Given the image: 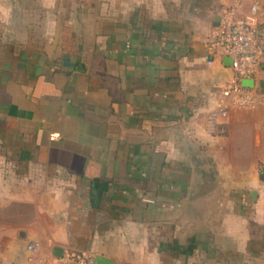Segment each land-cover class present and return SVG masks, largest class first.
<instances>
[{
  "label": "crops",
  "instance_id": "crops-1",
  "mask_svg": "<svg viewBox=\"0 0 264 264\" xmlns=\"http://www.w3.org/2000/svg\"><path fill=\"white\" fill-rule=\"evenodd\" d=\"M226 12L261 102L210 121ZM65 253L264 264V0H0V264Z\"/></svg>",
  "mask_w": 264,
  "mask_h": 264
},
{
  "label": "built area",
  "instance_id": "built-area-1",
  "mask_svg": "<svg viewBox=\"0 0 264 264\" xmlns=\"http://www.w3.org/2000/svg\"><path fill=\"white\" fill-rule=\"evenodd\" d=\"M210 47L232 60L233 72L230 84L221 89L222 103L210 114V121L225 117L230 108L254 109L261 98L254 89L245 87L243 81L254 77L262 58L247 23L234 20L229 12L224 13L213 31ZM26 249L37 253L39 246L32 244ZM34 264H93V257L84 253H65L59 257L44 255Z\"/></svg>",
  "mask_w": 264,
  "mask_h": 264
},
{
  "label": "water",
  "instance_id": "water-1",
  "mask_svg": "<svg viewBox=\"0 0 264 264\" xmlns=\"http://www.w3.org/2000/svg\"><path fill=\"white\" fill-rule=\"evenodd\" d=\"M225 60L228 62V64H230L232 62V60L229 57H227ZM251 83H252V81H250V80L243 81V85H250ZM93 264H114V263L108 259L103 258V257H95L93 259Z\"/></svg>",
  "mask_w": 264,
  "mask_h": 264
}]
</instances>
